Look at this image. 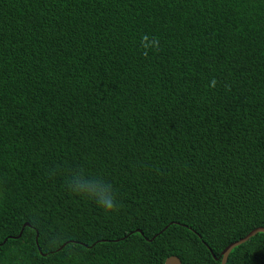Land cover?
<instances>
[{"label": "trees", "instance_id": "trees-1", "mask_svg": "<svg viewBox=\"0 0 264 264\" xmlns=\"http://www.w3.org/2000/svg\"><path fill=\"white\" fill-rule=\"evenodd\" d=\"M257 226L264 0H0V264H219Z\"/></svg>", "mask_w": 264, "mask_h": 264}, {"label": "water", "instance_id": "water-1", "mask_svg": "<svg viewBox=\"0 0 264 264\" xmlns=\"http://www.w3.org/2000/svg\"><path fill=\"white\" fill-rule=\"evenodd\" d=\"M25 225H29L28 222H24L22 224L21 229L19 230L18 234L14 237H18L20 236L21 232H22V228ZM258 232H263L264 233V227L263 226H257L253 229H251L249 232H247L244 236L230 242L229 244H227L220 252V263L219 264H226L229 252L231 251V249L243 242H245L246 240H248L251 236L255 235ZM156 234H154L151 238H148V240H151ZM13 237V236H11ZM35 242L37 244V232L35 234ZM38 250L40 251V249L38 248ZM213 258H217L213 253H212ZM164 264H181V261L179 259L178 256L176 255H170L168 256L165 261Z\"/></svg>", "mask_w": 264, "mask_h": 264}, {"label": "clouds", "instance_id": "clouds-1", "mask_svg": "<svg viewBox=\"0 0 264 264\" xmlns=\"http://www.w3.org/2000/svg\"><path fill=\"white\" fill-rule=\"evenodd\" d=\"M71 186L73 191H83L88 194H94L97 185L92 181H80L74 178L71 180ZM103 206L106 210H111V208L113 207L111 199L109 198L108 200H106Z\"/></svg>", "mask_w": 264, "mask_h": 264}]
</instances>
